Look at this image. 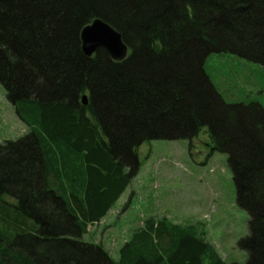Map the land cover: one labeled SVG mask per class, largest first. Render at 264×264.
<instances>
[{"label": "trees", "instance_id": "trees-1", "mask_svg": "<svg viewBox=\"0 0 264 264\" xmlns=\"http://www.w3.org/2000/svg\"><path fill=\"white\" fill-rule=\"evenodd\" d=\"M98 18L124 58L85 54ZM212 53L264 66V0H0V83L31 128L0 144V264H233L199 223L167 217H147L118 260L83 239L137 175L142 143L203 129L249 215L245 264H264V105L227 101Z\"/></svg>", "mask_w": 264, "mask_h": 264}, {"label": "rangeland", "instance_id": "rangeland-1", "mask_svg": "<svg viewBox=\"0 0 264 264\" xmlns=\"http://www.w3.org/2000/svg\"><path fill=\"white\" fill-rule=\"evenodd\" d=\"M206 70L227 101L264 105L263 65L212 53ZM30 131L0 83V144ZM138 156L137 175L106 218L88 224L83 239L101 244L118 260L121 246L147 217H167L181 225L199 223L226 262L245 264L248 253L238 241L249 232V215L238 205L228 155L213 149L205 129L191 139L145 141Z\"/></svg>", "mask_w": 264, "mask_h": 264}, {"label": "water", "instance_id": "water-1", "mask_svg": "<svg viewBox=\"0 0 264 264\" xmlns=\"http://www.w3.org/2000/svg\"><path fill=\"white\" fill-rule=\"evenodd\" d=\"M82 46L86 55L91 56L99 48H105L114 58H124L128 53V46L121 33L102 19H95L82 30ZM83 103H88L86 94Z\"/></svg>", "mask_w": 264, "mask_h": 264}, {"label": "crops", "instance_id": "crops-1", "mask_svg": "<svg viewBox=\"0 0 264 264\" xmlns=\"http://www.w3.org/2000/svg\"><path fill=\"white\" fill-rule=\"evenodd\" d=\"M123 194H124V193H123ZM123 194H122V195H123ZM122 195H121V196H122ZM120 198H121V197H120ZM120 198H119V199H120ZM119 199H118V200H119ZM106 216H107V215H106ZM106 216H105V217H103V218L101 219V221H102L103 219H105V218H106Z\"/></svg>", "mask_w": 264, "mask_h": 264}]
</instances>
